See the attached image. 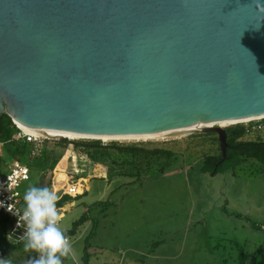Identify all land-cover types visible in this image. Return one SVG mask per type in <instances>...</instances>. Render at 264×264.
Listing matches in <instances>:
<instances>
[{"label":"water","instance_id":"obj_1","mask_svg":"<svg viewBox=\"0 0 264 264\" xmlns=\"http://www.w3.org/2000/svg\"><path fill=\"white\" fill-rule=\"evenodd\" d=\"M3 113L89 139L214 133L223 160L205 124L264 118V0H0Z\"/></svg>","mask_w":264,"mask_h":264},{"label":"rangeland","instance_id":"obj_2","mask_svg":"<svg viewBox=\"0 0 264 264\" xmlns=\"http://www.w3.org/2000/svg\"><path fill=\"white\" fill-rule=\"evenodd\" d=\"M253 130L264 135V123ZM193 134L196 133L145 140H102L150 142L151 146H164L177 153L176 161L164 173L136 180L116 176L107 181L96 177L92 163H85V153L67 144L59 162L62 171L58 172L64 175L58 176L56 188L73 174L74 168L67 161L69 155L77 157L78 152L82 159H77L76 164L82 179L76 181L81 182L86 193L57 207L59 228L68 229L87 210L86 205L108 200L106 205H92L88 209L91 219L67 237L72 261L82 262L93 220L95 231L88 239V264H264V179L238 166L220 168L215 174L203 172V156L216 152L217 144L214 146L208 133ZM50 138V143L60 139ZM1 155L5 153L0 144ZM34 167L30 166L29 178L19 186L22 198L29 186L40 185L46 177ZM99 168L96 171L103 174L105 167ZM49 189L52 191V187ZM15 256L7 253L2 258L13 264Z\"/></svg>","mask_w":264,"mask_h":264},{"label":"trees","instance_id":"obj_3","mask_svg":"<svg viewBox=\"0 0 264 264\" xmlns=\"http://www.w3.org/2000/svg\"><path fill=\"white\" fill-rule=\"evenodd\" d=\"M261 123H264V118L258 122H249L247 124L234 123L224 127L227 148L223 160H221L217 136L214 133H208L207 135L214 142V146L217 144V147H215L216 152L211 151L209 154L203 156L201 170L215 174L220 168L229 169L238 166L243 170H248L249 174L259 175L264 179V135L253 132V129L256 127H261ZM193 135L201 136L202 134L196 133ZM50 141V139H45L36 146L31 142H27L11 118L3 113L0 120V144L5 156H0V172L7 161L18 160L27 165L29 170L30 166H35V169L42 171L41 175L47 177L44 178L42 176L44 179L37 186L51 188L52 178L50 176L52 172L56 170V178L64 175L63 173H58L62 171V168L57 163L68 142L63 139H57L52 143ZM72 141L74 147L79 148L81 152L85 153L84 155L91 163L106 167L107 181H110V179L116 176L136 180L148 176L151 173L153 175H159L164 173L177 159V153L175 151L164 146H151L150 142L123 143L114 140L102 141L100 139L89 138ZM32 150H35L34 154H31ZM63 180L64 178L60 182H63ZM85 193L86 191L84 190L82 193L76 195L62 194L57 198L56 207H61L66 200L77 199L79 195ZM82 203L84 202L82 201ZM107 203L108 200H96L86 205L88 207L87 210L76 220L72 221L68 229L61 230L66 238L73 235L81 225L91 219L88 209L92 205H106ZM21 204L24 207L23 198ZM91 222L92 228L85 239L82 262L80 264H88L90 257V253L87 252L88 239L95 231V223L93 220ZM9 225L10 219L0 214V257L7 253L11 255L16 254L12 259L13 264H26L29 259L34 258L37 254L35 252L25 251L23 236L14 237L9 235L12 243L8 241L7 234L9 233ZM239 256L240 260L242 255ZM23 257H25L24 263H22ZM241 262L242 260H240ZM63 264L77 263L72 261L69 256L68 258H64Z\"/></svg>","mask_w":264,"mask_h":264},{"label":"clouds","instance_id":"obj_4","mask_svg":"<svg viewBox=\"0 0 264 264\" xmlns=\"http://www.w3.org/2000/svg\"><path fill=\"white\" fill-rule=\"evenodd\" d=\"M23 201L21 213L9 207L6 210L17 217L16 228L24 229L25 251L37 254L27 264H63L64 258L71 255L72 247L58 226L61 218L56 207L57 196L48 187L32 185L24 192ZM2 206L3 202H0ZM14 232L15 229L9 233ZM9 233L7 239L12 243ZM0 264H11V260L0 257Z\"/></svg>","mask_w":264,"mask_h":264},{"label":"built area","instance_id":"obj_5","mask_svg":"<svg viewBox=\"0 0 264 264\" xmlns=\"http://www.w3.org/2000/svg\"><path fill=\"white\" fill-rule=\"evenodd\" d=\"M18 128L20 129L25 140L27 142H31L35 144V146L37 144L42 143L45 139H47L43 135L37 133L35 130L26 132L25 128H22V127H18ZM68 144L70 143L68 142ZM75 150L80 151L79 148H75ZM34 153H35V150H32L31 154H34ZM75 154L77 155V157L74 155L75 159L73 156L69 155L68 161H67V165L69 167L73 166L74 172L66 181L63 182L60 188H56L57 186L56 170L53 172L54 176L52 177V183H51L52 192L54 194L59 192V195H57V198L60 197L62 194L76 195V194H80L83 192V188L81 189L82 187L81 182H78L79 183L78 184L76 181L77 179L78 180L82 179L79 176V173L81 170H79V167H78L79 165L76 164L78 163L77 159L80 160L82 158H79L78 152H75ZM63 156L64 155H62L61 158ZM61 158L59 159L57 165L59 164ZM71 161L73 162V164H71L72 163ZM28 178H29V167L19 162L18 160L7 161L4 165V168H2L0 172V202H3V205H4L0 207V214L5 215L10 219L9 232H12L13 229H15L14 234L9 233L10 236H14V237L23 236L24 229L16 228L17 217L13 215L11 212L7 211L6 208L9 207L13 211L17 212L18 214L22 212L23 210V207L21 204L22 196L19 192V186L21 182L27 180Z\"/></svg>","mask_w":264,"mask_h":264},{"label":"bare ground","instance_id":"obj_6","mask_svg":"<svg viewBox=\"0 0 264 264\" xmlns=\"http://www.w3.org/2000/svg\"><path fill=\"white\" fill-rule=\"evenodd\" d=\"M249 120V119H248ZM247 121V120H244ZM231 122H218L216 123L219 126H224L225 124H229ZM214 123H206L205 126H213ZM192 128H198L197 126H194ZM24 130V129H23ZM27 131H33L30 129H25ZM184 130H191L190 128L184 129ZM36 131V130H35ZM37 133L43 135V136H48V137H57V136H63V137H73V138H85L83 136H78L70 133H64V132H54V131H49V130H37ZM181 132H186V131H181ZM169 135V133H161V134H155V135H147V136H118V137H99L101 140H107V139H116V140H145V139H155V138H161L164 136ZM171 136V135H170Z\"/></svg>","mask_w":264,"mask_h":264},{"label":"crops","instance_id":"obj_7","mask_svg":"<svg viewBox=\"0 0 264 264\" xmlns=\"http://www.w3.org/2000/svg\"><path fill=\"white\" fill-rule=\"evenodd\" d=\"M86 164H87V166H89V161H87V162H85ZM94 168H95V170H94V173L96 172L97 174H96V177H100V178H106V167H105V171L103 172V174L102 173H100V171H96V169L97 168H99V166H103V165H100V164H94V163H92L91 164ZM89 168V167H88ZM100 169V168H99ZM90 171V170H89ZM99 174H101V175H99ZM93 175H95V174H93Z\"/></svg>","mask_w":264,"mask_h":264}]
</instances>
